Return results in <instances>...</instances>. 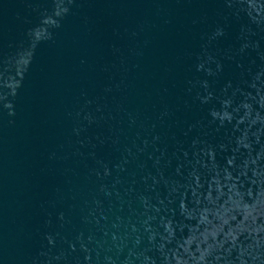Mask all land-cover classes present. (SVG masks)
<instances>
[{
    "label": "water",
    "instance_id": "1",
    "mask_svg": "<svg viewBox=\"0 0 264 264\" xmlns=\"http://www.w3.org/2000/svg\"><path fill=\"white\" fill-rule=\"evenodd\" d=\"M0 264H264V0H0Z\"/></svg>",
    "mask_w": 264,
    "mask_h": 264
}]
</instances>
